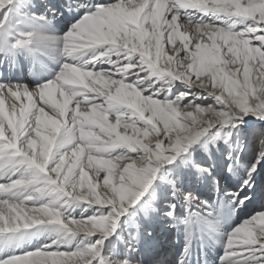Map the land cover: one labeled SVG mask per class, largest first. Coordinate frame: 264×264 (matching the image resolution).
<instances>
[{
	"label": "snow or ice",
	"instance_id": "6c2138e0",
	"mask_svg": "<svg viewBox=\"0 0 264 264\" xmlns=\"http://www.w3.org/2000/svg\"><path fill=\"white\" fill-rule=\"evenodd\" d=\"M24 4L0 0V54L59 68L34 86L0 81V264H132L105 258V241L142 198L151 209L161 170L206 138L229 143L222 130L246 116L264 120V0H84L63 36L46 16L14 31ZM258 142L249 177L264 163V134ZM242 151L229 152V171ZM249 199L231 197L237 209ZM199 222L185 221L189 241ZM224 246L220 264H264V211Z\"/></svg>",
	"mask_w": 264,
	"mask_h": 264
},
{
	"label": "bare ground",
	"instance_id": "6f19581e",
	"mask_svg": "<svg viewBox=\"0 0 264 264\" xmlns=\"http://www.w3.org/2000/svg\"><path fill=\"white\" fill-rule=\"evenodd\" d=\"M37 2L38 1L36 0H25L23 12L18 14L16 17L17 25L14 31L28 30L24 24L18 22L25 17L38 20L36 17H38L37 9L39 8L40 3ZM100 67H107V65H100ZM208 159L211 160L213 164L212 167L208 166V168L211 169L210 174L214 172L217 173L214 174L216 177L214 178L215 182L212 186H210V188L208 187L207 190L204 188V184L202 182L203 179H201V181H199L198 183L193 182L194 180H197V178H194L193 176L186 175V177H183L186 179L181 180L192 185L194 189H198V193H203V196L197 195L195 191L193 192L191 191V189H185L183 187L185 185L184 183H181V181H175V191L176 189H181V194L190 192L194 197H198V200L195 203H189L185 199H180L181 197H174V203L176 202L177 204V208L175 210V219L168 215L171 208V203L169 200H165L164 204L162 203L163 206H170L169 209H161L160 211H158L157 208L154 209L152 207L150 209V212L149 210L147 212H143L139 216V219L133 222L132 227L135 228V236L133 234H130V236L121 235V238L118 236L117 238L119 239L118 241L120 249H114V246L111 249L116 255H111L108 253L106 254L103 252L104 257H111L113 260H121L118 257L119 255H123L124 257L122 258V260L129 259L132 264H174V250L171 249V241H162L163 244L166 243V253H163H165V256L167 258L163 257L164 255L161 252L162 249H156L155 247L157 243L154 239H152V237L154 238L153 228L156 226L158 231L161 230V227H159L156 222L157 219L162 224H164V228H166L168 231L172 230L174 226L179 225L184 240L186 241V243L185 241L183 242L184 244H186V249H190L191 246L193 247V249L201 248L203 253H207L212 261H215L217 259V264H220L221 258L225 255L224 238L228 233H230L229 230L225 227L227 225H230V227H233L234 230L236 227L247 222L251 218L250 214L248 213L252 212L254 209H257L259 211L261 208H264V202L259 201L260 196H262L264 193V190L259 189V185L256 184V182L260 181L262 177H264V165L262 166V169L261 171H259V173L256 172V179L253 178L251 181L249 175L248 177L246 176L245 180L250 179L252 186L245 187L243 188V190H241V186L244 182L242 181L243 174L241 172L245 168L244 165H240L239 167L241 172L239 171V169L233 167L232 173L229 174L230 179H223L224 174H222L223 172L221 171V166L219 165L220 162L222 163L221 155H218L214 151L213 153L208 154ZM197 166L199 165H196V167ZM189 171H192V169L190 168ZM256 171L258 170L256 169ZM190 174L193 175V173ZM208 191L211 193V196H208L206 194V192ZM237 192H239L241 196L248 195L251 197V199L246 201L243 207H240L238 209L234 207L231 200L232 195ZM181 211L183 212L182 215H184V218L182 219L178 217V213ZM257 213L259 212H256V214ZM190 216H193L200 221L199 223L192 224L191 241H189L188 235L189 227L188 224L185 223V221ZM137 237H139L138 240ZM47 241V236L38 237L37 239L32 240L30 243L24 245L22 250L31 251V249H36L41 244L46 243ZM195 241L198 242L196 246L194 245ZM124 244L126 245L125 249H123L124 247L121 246ZM199 244L200 246H205V248L203 249L199 246ZM185 256L186 255L183 254L181 256L182 260L179 261L182 262L185 259Z\"/></svg>",
	"mask_w": 264,
	"mask_h": 264
},
{
	"label": "rangeland",
	"instance_id": "374dc122",
	"mask_svg": "<svg viewBox=\"0 0 264 264\" xmlns=\"http://www.w3.org/2000/svg\"><path fill=\"white\" fill-rule=\"evenodd\" d=\"M229 131H232V139L229 141V143H225L223 139L211 140L206 138L204 142H200L193 145L190 148L189 152L185 155H181L174 164L165 166L161 171L163 175L167 177V179L166 180L157 179L154 181L152 185V189H154V192H153V199L150 201L151 208L152 207L154 209L157 208L158 211H160L161 209L170 208V206L162 205V203L164 204L165 200H169L171 204L174 203L175 199L172 193L175 191V188L173 187V184L170 182L171 180L173 181H181L183 179L185 180L186 178L183 177H186V175H188L197 178V180H194L193 182L198 183L202 178L209 177L210 181H213L210 182V184L213 185L215 182L214 178H216L214 174L217 173L214 172L210 174V172H207L202 175L200 172V168L201 167L208 168V166L209 167L213 166L212 161L208 159V154H211L214 151L218 155H221L222 163L220 162L219 165L221 166V171L223 172L222 174H224L223 179L224 178L230 179L229 174L232 173V170L229 171L227 165H230L232 162L228 160V154L229 152L233 151L236 145H239L240 148L243 149V151L239 152V161L236 163L234 167L236 169H239L240 165L245 166L242 172L239 169V171L243 174L242 177L244 179L242 178V181H244L246 176L248 177L249 175L248 169L250 167V164L253 162L256 152L259 150L258 137L264 134V120L257 119L255 116H246L244 118V123L241 124L239 128L232 130L226 127L225 129L222 130V135L226 136ZM196 165L199 166L196 167ZM263 165L264 163H262L261 166L257 168L258 171H255L254 173L251 174L250 176L251 181L253 178L256 179L255 178L256 172L259 173ZM190 168L192 169V171H189ZM190 173H193V175ZM181 183H184L185 186L183 187L185 189L187 190L191 189V191L193 192L195 191L197 195L203 196V193L200 192L198 193V189H194V187L189 183L183 181H181ZM256 184L259 185V189L264 190V177H262L260 181L256 182ZM177 197L179 198L181 197L180 199L183 200L185 199L183 197V194L181 193H178ZM147 199H148L147 196L142 198V202L138 203L136 206H133L130 209L129 214L121 219L120 226L117 228L116 235L109 237L108 240L105 241L104 253L116 255L111 248L115 246L114 249H118V250L120 249L119 241L117 243H113L112 245H109L108 243L109 240L116 241L118 239L117 238L118 236L121 238V235L130 236V234H133L135 236L134 233L135 228L132 227L133 222L135 220H138L139 216L143 212H147L141 206L143 201ZM259 201L264 202V193L262 196H260ZM169 211H172V209L170 208ZM262 211H264V208H261L259 211L257 209H254L252 212L248 214H250V216L252 217L254 214H256V212H262ZM74 213H75L74 215L76 216H81V215L91 216L93 214L91 209H89L87 212H84L82 207H77ZM182 214H183L182 211L178 213V217L181 219L184 218V215ZM175 217H176V212H175ZM225 228H227L229 232H231V230L233 231V227H230V225H227ZM95 238L96 237H94V239ZM121 246L124 247L123 249L126 248L125 244ZM123 257H124L123 255H119L118 258L122 260Z\"/></svg>",
	"mask_w": 264,
	"mask_h": 264
}]
</instances>
